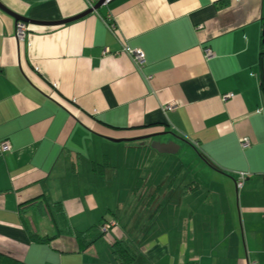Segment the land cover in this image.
Returning <instances> with one entry per match:
<instances>
[{"label":"crops","instance_id":"obj_1","mask_svg":"<svg viewBox=\"0 0 264 264\" xmlns=\"http://www.w3.org/2000/svg\"><path fill=\"white\" fill-rule=\"evenodd\" d=\"M16 22L0 9V264H119L116 242L130 264H264V0H112L23 41ZM55 203L76 231L111 227L79 249Z\"/></svg>","mask_w":264,"mask_h":264},{"label":"trees","instance_id":"obj_2","mask_svg":"<svg viewBox=\"0 0 264 264\" xmlns=\"http://www.w3.org/2000/svg\"><path fill=\"white\" fill-rule=\"evenodd\" d=\"M261 55H264V45H262L261 47ZM51 211L56 226L61 229L60 233L74 235L78 242L79 249L86 248L88 245L101 238L105 233L101 229L102 225L99 227L92 226L85 231H76L72 229L71 225L67 220L66 214L61 203L53 204L51 206ZM112 253L119 264H130L133 261L134 254L131 253L128 248L123 247L120 243L116 242L112 245ZM0 260H3L1 256Z\"/></svg>","mask_w":264,"mask_h":264},{"label":"built area","instance_id":"obj_3","mask_svg":"<svg viewBox=\"0 0 264 264\" xmlns=\"http://www.w3.org/2000/svg\"><path fill=\"white\" fill-rule=\"evenodd\" d=\"M99 0H86L89 8H93L95 6V4L98 2ZM112 0H104V4L106 5L108 3H110ZM28 34V26L26 25V23L18 21L16 22V30H15V37L18 41H23L26 36ZM124 53H126L127 55H129L130 57H132L134 63L138 66V68L142 69L144 66V62H145V55L144 53L139 50V49H131L127 46H125L124 48ZM206 54V58H210L213 56V52L210 49H206L205 51ZM233 97V94H227L225 96H223L224 100L230 99ZM176 107V104H168L165 109L166 110H172ZM242 146L243 147H248L249 146V140L245 139L242 140ZM12 146L10 144V142L8 140H3L0 141V155L11 151ZM246 175L245 174H241V176L239 177L238 181H237V186L239 188L242 187L244 181H245ZM111 224L109 223H105L102 225V230L104 232H106L108 229H110Z\"/></svg>","mask_w":264,"mask_h":264},{"label":"water","instance_id":"obj_4","mask_svg":"<svg viewBox=\"0 0 264 264\" xmlns=\"http://www.w3.org/2000/svg\"><path fill=\"white\" fill-rule=\"evenodd\" d=\"M104 4V0H99L95 6L93 8H89L87 11L83 12L82 14L78 15V16H74L72 18H68V19H65V20H61V21H56V22H40V21H35V20H32V19H29V18H26V17H23V16H20L14 12H12L9 8H7L1 1H0V9L9 13L10 15H12L16 21H21V22H24V23H34V24H40V25H60V24H65V23H68V22H72L74 20H77V19H80L88 14H91L95 11H97L98 9H100L102 7V5ZM263 36H264V31H263ZM264 42V40H263Z\"/></svg>","mask_w":264,"mask_h":264},{"label":"rangeland","instance_id":"obj_5","mask_svg":"<svg viewBox=\"0 0 264 264\" xmlns=\"http://www.w3.org/2000/svg\"><path fill=\"white\" fill-rule=\"evenodd\" d=\"M259 199H261V201L264 202V192L260 193Z\"/></svg>","mask_w":264,"mask_h":264}]
</instances>
